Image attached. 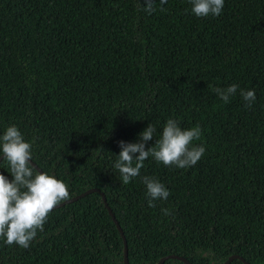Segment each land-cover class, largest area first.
Wrapping results in <instances>:
<instances>
[{
  "label": "trees",
  "instance_id": "16d2710c",
  "mask_svg": "<svg viewBox=\"0 0 264 264\" xmlns=\"http://www.w3.org/2000/svg\"><path fill=\"white\" fill-rule=\"evenodd\" d=\"M140 4L0 0V135L16 126L32 161L69 197L99 189L56 206L27 249L0 238V264H123L100 192L125 237L127 264L165 254L264 264V0H224L218 17L204 18L189 0H167L165 11L156 0L152 13ZM232 84L228 103L212 91ZM241 89L255 91L251 108ZM169 118L200 127L193 145L204 155L186 169L149 156L123 184L119 142H138L150 123L147 150ZM0 174L11 181L2 156ZM143 176L162 183L167 199L149 207Z\"/></svg>",
  "mask_w": 264,
  "mask_h": 264
},
{
  "label": "clouds",
  "instance_id": "9594fccd",
  "mask_svg": "<svg viewBox=\"0 0 264 264\" xmlns=\"http://www.w3.org/2000/svg\"><path fill=\"white\" fill-rule=\"evenodd\" d=\"M142 10L147 13L155 12L156 0H143ZM167 0H159L160 10L165 11L163 5ZM191 13L197 18L218 17L222 13L224 0H189ZM238 85L232 84L226 89L215 87L214 93L228 103L230 97L236 94ZM240 96L245 106L251 108L255 101L254 90H240ZM156 128L152 124L139 134L136 143L119 142L121 151L114 163V168L120 175L123 184H128L133 178L140 175L144 161L151 156L157 164L165 167L175 166L186 169L194 166L204 155L202 145H193L200 139L201 129L194 126L182 129L175 119L169 118L163 126L162 134L155 140L154 146L145 150L146 142L153 139ZM138 153V155H134ZM0 155L7 162L8 172L12 179L9 181L0 174V238L8 246L16 245L27 249L38 231L43 226L49 213L62 201L69 199L68 186L48 175L38 172L30 163L32 161V145L26 142L16 126L6 128L0 135ZM146 187L148 206L154 207L157 199L166 200L169 191L166 187L150 176L141 177ZM169 215L167 209H163Z\"/></svg>",
  "mask_w": 264,
  "mask_h": 264
},
{
  "label": "water",
  "instance_id": "95a60500",
  "mask_svg": "<svg viewBox=\"0 0 264 264\" xmlns=\"http://www.w3.org/2000/svg\"><path fill=\"white\" fill-rule=\"evenodd\" d=\"M1 156H2V155H0V157H1ZM30 163H31V164L37 169L38 172H42V170H41V169L35 164V162L31 161ZM93 190H94V191H99V189L96 188V187H89V188H86L85 190L79 192L78 194H76V195H74V196H72V197H69V199L66 200V201L74 200V199H76L77 197H79V196L85 194L86 192L93 191ZM100 195H101V198H102V200H103V203H104L105 206H106L107 212L110 214V216H111L112 220L114 221V223H115V225H116V227H117V229H118V231H119V233H120V236H121V238H122V243H123V264H127V253H126L125 237H124V235H123V233H122V230H121V228H120L118 222H117L116 219L114 218V216H113V214H112L110 208L106 205V202H105V198H104L103 193L100 192ZM66 201H62L59 205L63 204V203L66 202ZM57 206H58V205H57ZM167 257H176V258L180 259L181 261H183L185 264H191V262H189L186 258H184V257H182V256H180V255H176V254H165L164 256H161V257H160V258H159L154 264H160V263H161L165 258H167ZM234 257H238L239 259H241V260L244 262V264H249V263H248L247 261H245L241 256L236 255V254H230L229 256H227V257L225 258V260L222 261L221 264H227V263H228L232 258H234Z\"/></svg>",
  "mask_w": 264,
  "mask_h": 264
}]
</instances>
